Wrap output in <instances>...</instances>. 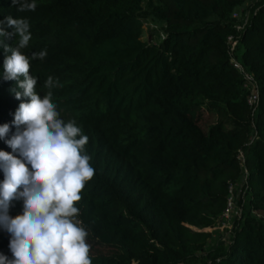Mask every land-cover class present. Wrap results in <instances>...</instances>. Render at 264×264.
<instances>
[{
	"label": "trees",
	"instance_id": "trees-1",
	"mask_svg": "<svg viewBox=\"0 0 264 264\" xmlns=\"http://www.w3.org/2000/svg\"><path fill=\"white\" fill-rule=\"evenodd\" d=\"M26 2L0 0L9 34L0 36V126H10L0 151L20 158L6 141L19 105L30 102L4 78L11 53L3 44L19 39L11 16L29 24L21 52L37 94L51 92L59 118L89 138L95 175L76 219L109 249L90 254L92 264H264V0H35L34 11L20 10ZM238 25L236 57L254 77L253 108L226 50ZM204 108L220 116L206 131ZM240 180L230 241L212 246L205 229ZM22 213L23 201L13 200L9 215ZM9 244L0 227V254L12 259Z\"/></svg>",
	"mask_w": 264,
	"mask_h": 264
},
{
	"label": "clouds",
	"instance_id": "clouds-1",
	"mask_svg": "<svg viewBox=\"0 0 264 264\" xmlns=\"http://www.w3.org/2000/svg\"><path fill=\"white\" fill-rule=\"evenodd\" d=\"M15 2V0H14ZM35 0L20 5V10H35ZM0 21V36L4 31ZM6 23L14 28V47L3 44L11 53L4 62L7 80H17V99L30 98L21 103L15 113L16 133L6 142L20 158L0 151V169L4 180L0 183V227L10 235L12 259L0 254V264H92L88 232L75 217L76 204L81 192L95 175L90 156L85 153L88 136L76 121L65 123L59 118L52 93L41 98L37 94V78L29 75V58L22 54L31 39L29 24L24 19L8 16ZM46 51L33 54V59H43ZM23 77V81L19 78ZM46 87H54L48 77ZM23 126V130H20ZM10 131V126H0V138ZM13 200L23 201V213L15 218L9 215Z\"/></svg>",
	"mask_w": 264,
	"mask_h": 264
},
{
	"label": "rangeland",
	"instance_id": "rangeland-1",
	"mask_svg": "<svg viewBox=\"0 0 264 264\" xmlns=\"http://www.w3.org/2000/svg\"><path fill=\"white\" fill-rule=\"evenodd\" d=\"M148 28V27H147ZM148 37V31L146 34ZM239 56V54H237ZM205 107V106H204ZM219 114L210 111L207 108L203 109V130L206 131L207 128L216 122L219 119ZM244 180H240L236 185H232V188H229V197L227 200V207L225 212L218 218L216 223L211 228H206L205 231L211 233V237L208 239L210 245L225 247L230 241V230L233 226L234 219L238 217L241 213L239 200L242 199L241 187ZM258 217L262 216L261 213H255ZM76 219V217H75ZM77 220V219H76ZM86 242L90 245V254L96 253H108L109 249L103 246L98 245L94 240L87 236ZM12 254V253H11Z\"/></svg>",
	"mask_w": 264,
	"mask_h": 264
},
{
	"label": "built area",
	"instance_id": "built-area-1",
	"mask_svg": "<svg viewBox=\"0 0 264 264\" xmlns=\"http://www.w3.org/2000/svg\"><path fill=\"white\" fill-rule=\"evenodd\" d=\"M237 13L233 14V17H237ZM243 26H236V34H230L226 38V50L229 58L230 65L240 74L242 77V88L247 92V104L250 108H253L257 102V88L254 77L251 73L247 72L244 66L236 57L237 46L239 43L240 32ZM232 188V186H230Z\"/></svg>",
	"mask_w": 264,
	"mask_h": 264
}]
</instances>
